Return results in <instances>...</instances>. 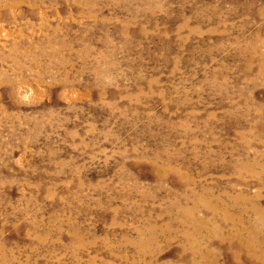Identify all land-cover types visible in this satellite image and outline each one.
<instances>
[{
    "label": "rangeland",
    "instance_id": "rangeland-1",
    "mask_svg": "<svg viewBox=\"0 0 264 264\" xmlns=\"http://www.w3.org/2000/svg\"><path fill=\"white\" fill-rule=\"evenodd\" d=\"M263 251L264 0H0V264Z\"/></svg>",
    "mask_w": 264,
    "mask_h": 264
},
{
    "label": "bare ground",
    "instance_id": "bare-ground-1",
    "mask_svg": "<svg viewBox=\"0 0 264 264\" xmlns=\"http://www.w3.org/2000/svg\"><path fill=\"white\" fill-rule=\"evenodd\" d=\"M259 210V209H258ZM258 212V211H257ZM260 214V213H259ZM250 252H252V251H250ZM264 252V251H263ZM195 264V263H194Z\"/></svg>",
    "mask_w": 264,
    "mask_h": 264
}]
</instances>
